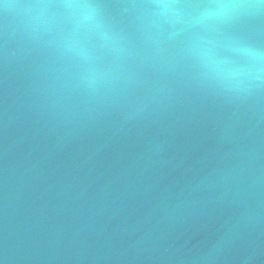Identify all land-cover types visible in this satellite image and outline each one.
I'll return each instance as SVG.
<instances>
[{"label":"water","instance_id":"95a60500","mask_svg":"<svg viewBox=\"0 0 264 264\" xmlns=\"http://www.w3.org/2000/svg\"><path fill=\"white\" fill-rule=\"evenodd\" d=\"M0 264H264V0H0Z\"/></svg>","mask_w":264,"mask_h":264}]
</instances>
